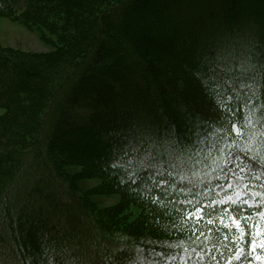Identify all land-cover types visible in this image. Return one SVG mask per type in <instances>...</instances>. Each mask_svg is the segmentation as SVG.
I'll use <instances>...</instances> for the list:
<instances>
[{
    "label": "trees",
    "instance_id": "16d2710c",
    "mask_svg": "<svg viewBox=\"0 0 264 264\" xmlns=\"http://www.w3.org/2000/svg\"><path fill=\"white\" fill-rule=\"evenodd\" d=\"M1 17L38 24L58 46L41 54L0 47V264H215L211 257L264 264V244H251L252 228L241 222L264 220V0H0ZM144 47L164 50L199 84L195 67L208 53H249L254 67L232 62L237 83L221 79V95L210 99L218 115L202 109L206 123L195 138ZM166 124L179 130V143ZM196 151L203 178L215 171L213 185L254 166L242 175L252 203L242 206L245 219L232 211L236 202H219V188L203 189L197 177L199 214L176 203L193 197L175 183L156 185L158 171L177 182L190 176ZM72 166L161 214H141L130 228L119 226L126 206L95 215L74 182L82 177L67 171ZM234 247L243 249L240 260Z\"/></svg>",
    "mask_w": 264,
    "mask_h": 264
},
{
    "label": "rangeland",
    "instance_id": "374dc122",
    "mask_svg": "<svg viewBox=\"0 0 264 264\" xmlns=\"http://www.w3.org/2000/svg\"><path fill=\"white\" fill-rule=\"evenodd\" d=\"M57 46V38L49 34L46 30L41 29L38 24H28L20 21L16 17L0 18L1 48L26 54H41L52 52ZM143 50L148 59L153 63L154 72L157 74L161 84H163L165 79H169L172 90H166V95L170 99V105L176 115L180 117V120L187 123L185 124L189 129L187 131L188 134L196 138L201 134L203 126L206 123L200 117L202 109H206L208 113L210 112V115L216 116L218 115L217 108L210 101L209 96L201 88V84H199L187 67H183L182 64L173 63L174 60L167 55L168 53L164 50L160 51L157 47H144ZM164 87L166 88L165 85ZM5 114L6 109L0 106V119ZM55 149L57 152L60 151L58 147ZM78 149L81 150L82 148L80 147ZM245 159L246 157L244 156H237L235 160L243 161ZM67 171L74 175L76 174L77 177H82V179H76L74 182H77L76 186L80 193L87 194L85 196L86 203L93 209L95 215L106 218L109 213H119L120 207L126 206L123 209V214L127 215V218L124 221H119L120 227H139L137 222L142 221L140 219L142 218L141 214L145 215L146 218L148 211L157 213V215L162 212L150 206L151 204L145 202L141 197L115 190L114 186H112L113 184L111 185L106 181L107 179L102 177H94L93 179L85 178L82 167H67ZM253 171H255V168L252 165H248L241 173H238L237 170L232 171L235 177L228 183L232 185V188H229L227 186L228 184L225 185L224 191H221L219 188L222 195L219 198V202H231L225 197L224 192H227L229 196L239 193V199L247 198L248 204L252 205L250 199L247 197L246 182L242 175ZM80 174L81 176H79ZM148 218L150 219L152 217L148 216ZM159 221L162 222L161 220ZM241 222H244V228H252V232L249 234L251 244L256 240L258 245H263L264 220L258 223L254 221L246 223L244 220ZM150 223L154 225L151 221ZM162 233H160L161 236H166Z\"/></svg>",
    "mask_w": 264,
    "mask_h": 264
},
{
    "label": "snow or ice",
    "instance_id": "6c2138e0",
    "mask_svg": "<svg viewBox=\"0 0 264 264\" xmlns=\"http://www.w3.org/2000/svg\"><path fill=\"white\" fill-rule=\"evenodd\" d=\"M219 57V59H217ZM254 57H251L249 53H227L225 55L224 52L220 53H208L201 61L198 62V64L195 67V71L197 72L200 82H201V88L209 96V99H213L215 96L221 95V92L223 91V85H221L220 81L221 79L226 78L227 80H230L233 84L237 83L236 77L233 74L234 73V66L232 64L233 61H239L240 68L243 71H247L249 67H254V65L251 64V60ZM261 62L264 63V49L261 50ZM223 68V71L221 70ZM243 71L241 74H243ZM217 89H220L221 91H217ZM235 115V113H233ZM165 132L171 137H174L176 140V143H179V130L176 128L175 125H171V132L168 131L169 125H165ZM232 128H236L235 124H232ZM237 132H240V129L236 128ZM200 155V151L194 152L192 157H189L190 159H194V157H198ZM237 154H232V159H236ZM207 159V157L205 158ZM204 164V161H201L199 159H194L193 167L189 170L191 172L190 176L186 175H179V181L177 182L176 177L171 173L165 170L164 172H157L156 175L160 177L156 181V185L159 186L161 183L165 184L167 187H171L174 183L178 189V191L181 194L187 193L189 196H192V199H188V196H185L184 201L177 200L176 203L180 204L181 208H184L185 205H187L191 211L189 212V215L192 214V211L199 214L201 211V202L196 198L197 192L195 190L196 182L198 181L200 184L203 185V189H207L208 191H212L213 188H220L221 191H224L225 185L223 184H212V178H215V171L211 173V177L208 180H205L203 177L208 175V173L202 172L201 168L197 167V165ZM205 167H208L205 165ZM220 171H227L226 169L221 168ZM167 175L169 179L164 180L163 177ZM192 177H197V181H194ZM135 180V176L129 177V185L132 184V182ZM143 182V180H141ZM229 188H232L231 184L227 185ZM167 187L161 188L162 193H167ZM203 189L201 191H203ZM225 197L229 201H235L236 206L233 207L232 211L239 216L241 219H245L246 217L243 214V205L248 204V199H239V193H236L233 196H229L227 192H224ZM162 198V197H161ZM216 200H211L209 203V207H211V204L216 203ZM215 211V210H213ZM223 211V210H220ZM207 214V213H206ZM237 228L239 229L240 235H243L244 229L240 227L239 224H237ZM215 251V249H213ZM233 251L236 252L235 259L240 260L241 256L244 255L243 249H239V251H236L235 247L233 248ZM224 255L225 260L228 261L232 257V253L227 252V249H225V253H222ZM211 259L215 262V264H218V260L216 257H211ZM47 264V262H45Z\"/></svg>",
    "mask_w": 264,
    "mask_h": 264
}]
</instances>
